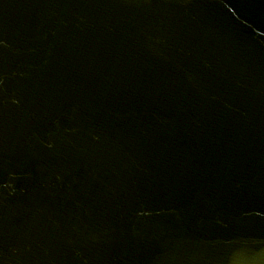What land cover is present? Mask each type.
<instances>
[{
    "label": "water",
    "instance_id": "95a60500",
    "mask_svg": "<svg viewBox=\"0 0 264 264\" xmlns=\"http://www.w3.org/2000/svg\"><path fill=\"white\" fill-rule=\"evenodd\" d=\"M0 264H264V0H0Z\"/></svg>",
    "mask_w": 264,
    "mask_h": 264
}]
</instances>
